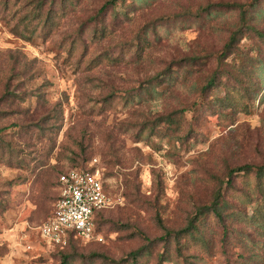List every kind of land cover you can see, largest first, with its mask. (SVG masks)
I'll return each instance as SVG.
<instances>
[{"label":"rangeland","instance_id":"1","mask_svg":"<svg viewBox=\"0 0 264 264\" xmlns=\"http://www.w3.org/2000/svg\"><path fill=\"white\" fill-rule=\"evenodd\" d=\"M39 1L0 0V264H264V177L228 183L264 164V0L249 6L262 33L228 56L241 16L228 4L253 0ZM95 156L113 200L102 239L56 247L38 225L58 174ZM218 190L227 223L208 214L180 252L167 232Z\"/></svg>","mask_w":264,"mask_h":264},{"label":"built area","instance_id":"2","mask_svg":"<svg viewBox=\"0 0 264 264\" xmlns=\"http://www.w3.org/2000/svg\"><path fill=\"white\" fill-rule=\"evenodd\" d=\"M103 168L100 157L95 156L88 167H71L60 174L54 208L38 225L46 242L65 245L70 236L87 241L102 239L95 221L96 212L113 203Z\"/></svg>","mask_w":264,"mask_h":264},{"label":"trees","instance_id":"3","mask_svg":"<svg viewBox=\"0 0 264 264\" xmlns=\"http://www.w3.org/2000/svg\"><path fill=\"white\" fill-rule=\"evenodd\" d=\"M119 0H108L103 6H102V10L106 9L107 6L109 4H116L118 3ZM257 0H253L251 1L249 4H243V3H238V2H231L228 5L229 6H233V7H238L240 9V24L235 28V30L232 32V34L230 35V38L228 39V41L225 43L224 49L221 53L222 56H228L230 55V53H233L235 51V48L238 46V42H240L242 40V38L248 34L249 31L253 30L256 31L258 33H262V31L252 22H250V16H249V6L253 5ZM46 1L42 0L38 2V7L39 10L42 9V4H45ZM64 8V7H63ZM215 6H206L203 7L202 12H211L212 9H214ZM57 9L54 10V8L51 6L48 9V12L46 13L45 17H44V21L46 23V25L48 24V22L54 20L55 16L57 15ZM39 14V13H37ZM39 16L42 17V12L39 14ZM104 30H102V34ZM199 56L194 55L193 57H190L189 59L192 60H196L198 59ZM191 60L188 61H183L182 65H188L190 63ZM219 71V70H217ZM220 78L221 76L218 74V72H214L213 74H211L205 85L204 88L208 87V86H213V85H219L221 84L220 82ZM153 89L155 90V87H153ZM183 111V110H182ZM170 116H172V114H169ZM160 121H168L169 123L173 122L175 120V117L173 118H169V117H165L162 116L160 119ZM4 126L0 127V138H1V133L4 130ZM90 160L84 164V165H80V166H71V167H80V168H85L88 167ZM68 167L65 170L61 171L58 174L57 177V187L59 184V176L62 172L66 171L67 169L71 168ZM241 171H245V172H254L255 171V175L256 177L259 179V181L264 177V164H254V163H244L242 165H238L236 167H231L228 171V183H232L234 176ZM262 187V184H261ZM57 197H58V189H57ZM56 197V199H57ZM229 199L227 197H225V194L222 190H218V192L216 193L214 199L212 200V202L210 204L204 205L202 207L199 208V210L197 211V213L191 218L189 224L181 229L178 230H169L167 232L168 236H173L174 238H176L178 240V250L181 252L182 250V243H181V238L184 236H192V237H202V230L200 228V225L202 223V221L207 217L208 214H212L213 216L217 217L218 219H220L221 221L227 223V210L229 209ZM109 207L106 208H102L100 210H98L96 212V216H95V221H96V225L97 228L99 229V218L102 215V213ZM53 210V209H52ZM52 212V211H51ZM225 228H227V226H225ZM227 229H225L226 231ZM80 238H75L74 236H70L69 237V241L65 244V245H55L56 247L59 248H65L66 246H68L72 241L78 240ZM168 240V239H167ZM204 242L207 243V241ZM153 244V239H151V241H149L148 245H147V249L146 251H148L149 247H151ZM142 250L144 251L145 248H140L139 250H135L133 252H131V255L133 258H138L139 255H141ZM164 255V254H162Z\"/></svg>","mask_w":264,"mask_h":264}]
</instances>
